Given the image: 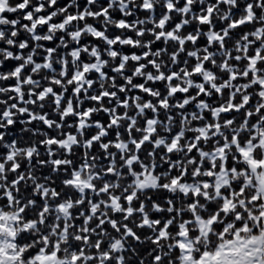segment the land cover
I'll use <instances>...</instances> for the list:
<instances>
[{
	"label": "snow or ice",
	"instance_id": "6c2138e0",
	"mask_svg": "<svg viewBox=\"0 0 264 264\" xmlns=\"http://www.w3.org/2000/svg\"><path fill=\"white\" fill-rule=\"evenodd\" d=\"M0 264H264V0H0Z\"/></svg>",
	"mask_w": 264,
	"mask_h": 264
}]
</instances>
